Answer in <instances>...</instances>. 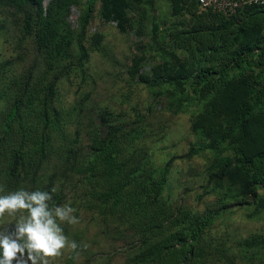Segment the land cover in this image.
Instances as JSON below:
<instances>
[{
	"label": "trees",
	"instance_id": "trees-1",
	"mask_svg": "<svg viewBox=\"0 0 264 264\" xmlns=\"http://www.w3.org/2000/svg\"><path fill=\"white\" fill-rule=\"evenodd\" d=\"M168 2L176 21L162 33L153 29L158 62L150 77L139 75L145 55H135L130 74L162 88L174 114L197 107L191 129L200 143L187 155L212 153L206 187L215 201L202 211L173 204L165 194L173 158L156 166L151 149L137 142L141 131L110 121L111 113H102L104 129L89 133L81 155L58 106L56 84L72 68L67 62L78 57L81 68L88 59L84 43L97 3L100 17L125 32L135 25L130 12L152 0H0L7 12L21 14L19 46H27L23 66L0 59V195L46 191L49 206H59L75 176L82 204L128 245V264H233L228 248L208 233L229 205L250 207V216L264 213V5L224 16L200 10L198 0ZM72 6L81 7L76 52L66 20ZM101 41L94 34L91 49ZM238 245L264 257L262 235Z\"/></svg>",
	"mask_w": 264,
	"mask_h": 264
},
{
	"label": "rangeland",
	"instance_id": "rangeland-1",
	"mask_svg": "<svg viewBox=\"0 0 264 264\" xmlns=\"http://www.w3.org/2000/svg\"><path fill=\"white\" fill-rule=\"evenodd\" d=\"M49 0H45V5ZM85 1V0H84ZM80 6H72L66 17L73 31V49L77 51L76 36L79 32ZM135 20L134 28L120 31L113 21H105L99 15V3L87 27L85 46L88 59L81 68L76 67L78 57L67 63L72 68L57 82L58 106L63 110L67 130L81 155L88 152L89 133L103 130L107 119L103 112L113 114L110 121L123 123L141 131L138 143L151 149L156 166L163 165L173 158L169 186L165 194L173 204H182L196 210H204L208 202L215 201L216 194L206 187L207 166L212 153L202 151L188 156V152L199 146L200 140L191 129V119L196 106H191L185 113L171 112L170 101L162 88L141 83L130 74L132 58L145 55L139 75L150 77L151 68L158 62L152 56L156 41L152 40L154 28L164 32L176 20L170 15L168 0H152L140 11H131ZM0 20L6 22L0 30V59H13L18 67L23 51L27 47L22 42L21 14L7 12L0 7ZM99 33L102 41L99 49L92 50L91 37ZM30 50L28 49V52ZM29 63V57L24 56ZM2 106L0 102V107ZM77 107L76 110L73 108ZM74 184H69L70 192L65 202L75 209L73 213L79 220L77 224L63 222L60 226L69 241H75V251L64 249L62 255L49 261V264H128L125 259L128 245L119 236L105 232L97 223L95 213L83 203V191L78 188V177L73 176ZM78 185V186H77ZM250 207L229 205L221 212L209 229V239L214 244H224L233 264H263L264 257L258 250L243 252L238 242L251 235L264 236V213L250 216ZM21 213L15 216L5 214L0 217V230L15 225ZM86 245V247H85ZM71 258L73 260H71Z\"/></svg>",
	"mask_w": 264,
	"mask_h": 264
},
{
	"label": "clouds",
	"instance_id": "clouds-1",
	"mask_svg": "<svg viewBox=\"0 0 264 264\" xmlns=\"http://www.w3.org/2000/svg\"><path fill=\"white\" fill-rule=\"evenodd\" d=\"M50 200L52 195L40 190L21 189L0 195V217L21 213L11 230H0V264H49L64 249L78 248L60 226L63 222L79 223L73 215L75 209L68 205L50 207Z\"/></svg>",
	"mask_w": 264,
	"mask_h": 264
},
{
	"label": "built area",
	"instance_id": "built-area-1",
	"mask_svg": "<svg viewBox=\"0 0 264 264\" xmlns=\"http://www.w3.org/2000/svg\"><path fill=\"white\" fill-rule=\"evenodd\" d=\"M251 5L263 6L264 0H198L200 10L224 16L233 15L243 7Z\"/></svg>",
	"mask_w": 264,
	"mask_h": 264
}]
</instances>
